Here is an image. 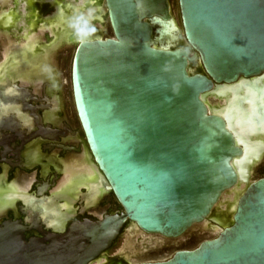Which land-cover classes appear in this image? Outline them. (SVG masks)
I'll use <instances>...</instances> for the list:
<instances>
[{
	"label": "water",
	"instance_id": "water-1",
	"mask_svg": "<svg viewBox=\"0 0 264 264\" xmlns=\"http://www.w3.org/2000/svg\"><path fill=\"white\" fill-rule=\"evenodd\" d=\"M177 3L180 26L168 0H102L111 35L71 41L84 144L121 212L75 223L49 245L27 242L19 226L0 228V264H100L104 254L95 258L126 220L169 239L204 221L219 225L213 210L240 182L226 226L167 259L137 264H264V176L250 181L253 163L242 174L233 165L251 141L239 143L228 117L203 100L264 72V0ZM244 82L245 104L256 110L248 120L258 126L262 84Z\"/></svg>",
	"mask_w": 264,
	"mask_h": 264
},
{
	"label": "bare ground",
	"instance_id": "bare-ground-1",
	"mask_svg": "<svg viewBox=\"0 0 264 264\" xmlns=\"http://www.w3.org/2000/svg\"><path fill=\"white\" fill-rule=\"evenodd\" d=\"M0 33L8 35L11 33H21L24 41L21 45H17L12 41L8 44L4 57L0 61V84L9 86V81H21L19 86L26 84L47 83V92L52 95L43 117L44 122L56 124L58 121L56 112L59 108V102L55 92L58 89V81L56 72L48 65L51 59V51L64 46L71 45V41H77L75 30L72 27L73 20L80 16H88L91 13L90 24L94 28V32L88 38H101L104 34L106 26V9L102 4V0H0ZM49 29L52 35L49 39L42 41L40 39V31ZM243 80L239 85H222L216 89L214 94L204 95L203 100L211 111H216L222 116H227L228 121L233 126L235 137L239 143L246 141L244 144L247 149L243 157L233 161L234 167L242 174L248 170L247 168L261 157L264 152V123L255 125L249 123L250 116L256 113L252 104H245L250 101V86ZM261 83V89L264 93L263 79L252 80ZM6 83V84H5ZM258 83V84H259ZM8 93L18 92L10 84ZM211 97L216 100H222L221 106L211 104ZM239 107V108H238ZM6 110V109H5ZM14 112L20 115L18 108H12ZM4 112V109L1 112ZM0 113V131H3L5 125L3 123L4 115ZM244 115V116H243ZM256 115V114H255ZM242 119H247L242 120ZM21 124L24 130L30 131L34 127V122L28 114H21ZM42 122V120H41ZM39 123V122H38ZM15 136L21 137L24 141H31L35 137L33 133L24 134L22 129L14 128ZM57 131H51L47 134L48 139L55 137ZM46 134V133H44ZM39 139H34L27 145L23 155L31 158L28 163L32 164L41 161L40 157H45L39 152L34 154L33 150L38 147ZM249 146V148H248ZM34 158V159H33ZM55 161V156L47 157V161L43 163L44 171L48 165ZM62 166H57L62 170L63 176L57 186L51 190V195L47 198L35 200L28 194L30 181L19 183L14 181H6L5 174L0 176V213L13 207L18 199H21L26 205L25 211L28 214L27 220L35 223L36 209L40 208L41 219L54 229L63 226L66 219L72 215L74 211V203L82 196L85 201V208L96 204L99 198L108 191L100 177V172L92 162V159L86 150L80 158L72 161H63ZM248 176V175H247ZM247 179V177H246ZM240 184H245L240 182ZM241 185L234 188L233 199L221 198L219 203L213 210L215 221L219 225H211L204 221L200 225L203 233H215L220 230L221 226H226L231 221L232 212ZM85 188L86 190H82ZM83 192V193H82ZM229 193V192H227ZM226 204L225 209H221L220 205ZM49 214V217L44 214ZM51 213V214H50ZM17 224L6 223V231L17 230ZM137 227L133 223H129L127 232L133 234ZM132 249L126 248L115 255H107L104 253L100 264H132L130 257Z\"/></svg>",
	"mask_w": 264,
	"mask_h": 264
},
{
	"label": "flooded vegetation",
	"instance_id": "flooded-vegetation-1",
	"mask_svg": "<svg viewBox=\"0 0 264 264\" xmlns=\"http://www.w3.org/2000/svg\"><path fill=\"white\" fill-rule=\"evenodd\" d=\"M168 3L170 5V0H168ZM106 21L109 26V30L111 31L109 22L107 19ZM47 38L48 36L46 37V40ZM191 65L195 67V63H192ZM196 68L197 70L201 71L200 68ZM69 74L70 71L68 70V75ZM263 74L264 72L259 75L249 77L239 76L238 79L252 81L254 79L262 78ZM262 79L264 82V77ZM9 83L13 85V88L16 89L18 92L8 93L6 90L11 87L10 84H8L9 86L0 84V113L3 109L4 112L7 111V113H1V115L5 116L2 119L5 128L3 131H0V176L5 174L6 181L8 182L15 180L19 183H25L30 181L28 194L31 195V197H33L35 200L47 198L51 195V190L56 187L55 182L57 181L58 176L62 174V170L57 168V166L63 165V162L61 161H65L63 155L66 153H79L80 151L81 153H83L87 150L84 144L83 134L78 121V117L75 111V117L77 119L79 129L73 127L68 121H65L63 119L61 111L62 102L61 94L59 91V83L58 89L55 92L57 98H59V100L56 99L57 102H59V108L56 112L58 119L56 124H53L51 122L46 123L43 121L45 111L47 110V105L51 103L47 96H49V98L52 97V95L47 92L46 82L41 83L40 93L36 92V90L31 87L32 84L19 86L18 83L21 84L20 81H9ZM12 108H18L20 115L14 112ZM23 113L28 114L31 120H33L34 122V127H32L30 131L24 130L25 126L21 124V114ZM14 128L24 130L23 133L25 135L33 133L35 137L31 139V141H24L19 136L11 138L12 134L15 133ZM51 131L57 132L55 133V137L48 139L47 134H50ZM34 139L40 140V143H38V147L33 150L34 154L39 152L41 155H45V157H40L41 161L29 164L28 161L32 159H28L27 155L25 156L23 155V153L27 148V145ZM74 139L75 141H72ZM49 156H55V161L51 162L48 165L47 170L44 171L43 163L47 161V157ZM263 157L264 152L255 164H259V162L262 161ZM261 169H264V161L259 171ZM262 176L264 175H261L260 177ZM102 183L105 185L103 181ZM105 186L108 187L107 185ZM82 190L85 191L86 189L82 188ZM104 192L105 193H103V195L99 198L96 204L88 208H85V201L82 200V196L80 195V197L74 203V211L72 215L66 219L62 227L56 229H54L52 226H48L41 219V215L43 213L41 212L40 208H37L35 211V223L29 222L27 220L28 214L25 211L26 205L21 199H18L13 207L5 210L3 213H0V228H6V223L17 224V227H20V232L27 242H36L41 245H49L52 241L58 240L59 237H61L65 232H67L69 228L75 223L85 221H96L102 219L106 215L120 213L122 208L117 202L111 190L109 189L108 191ZM46 215L49 217V214L45 213V218ZM128 224L129 222L128 220H126L120 228L119 234L113 240L112 244L106 250L101 252V254H99L95 259H97L104 253L109 255V250L114 246L116 240L119 238L121 233L125 229H127ZM142 261H153V259L144 260L140 258L138 262H134L132 264H137Z\"/></svg>",
	"mask_w": 264,
	"mask_h": 264
},
{
	"label": "rangeland",
	"instance_id": "rangeland-1",
	"mask_svg": "<svg viewBox=\"0 0 264 264\" xmlns=\"http://www.w3.org/2000/svg\"><path fill=\"white\" fill-rule=\"evenodd\" d=\"M1 5V4H0ZM170 5L172 8L173 17L177 24L180 26V17H179V10L177 5V0H170ZM40 39L42 41L46 40L47 36H51L52 32L49 29H45L39 32ZM111 31L109 30V26L106 22V27L104 28V36H110ZM13 42L17 45H21L24 41V37L21 33H11L8 35H4L0 33V61H2L4 57V53L6 48L10 42ZM73 51V45L64 46L58 49H53L51 51V59L50 63L48 64L57 75V81L60 85V94H61V102H62V117L65 121H68L73 127L79 129L78 122L75 117V110L71 98V90L69 88V62L71 58V54ZM192 66V65H191ZM21 82V81H20ZM41 84H32L31 87L36 90V92L40 93V86ZM211 104L215 106H221L223 101L216 100L215 98L211 97L210 99ZM72 141H75L72 140ZM66 162L72 161V159L80 158L82 156L81 151L79 153H66L63 155ZM264 161V157L259 164H255L250 169V181L260 177L259 169ZM63 173L58 176L57 181L55 182L56 186L60 179L62 178ZM16 178V177H15ZM243 184H241L240 189H243ZM233 192L223 194L222 198L225 199H233ZM221 209H225L226 204L220 205ZM201 225V224H200ZM200 225H196L192 227L187 233L182 235L181 237L169 239L162 237L160 235H147L146 233L142 232L137 228L133 232V234H129L127 229H125L119 238L116 240L114 246L109 250V255H115L122 251H125L126 248L132 249V256L130 257L131 262H138L141 259L144 260H154V259H167L171 256L174 250L177 248L184 246V247H194L197 242L202 238L203 235H210L209 233H204L199 231ZM154 255V256H152Z\"/></svg>",
	"mask_w": 264,
	"mask_h": 264
},
{
	"label": "clouds",
	"instance_id": "clouds-1",
	"mask_svg": "<svg viewBox=\"0 0 264 264\" xmlns=\"http://www.w3.org/2000/svg\"><path fill=\"white\" fill-rule=\"evenodd\" d=\"M83 0H81L82 6ZM91 13L88 16L80 15L76 17L72 22V27L75 30L77 40L83 42L86 40L93 32L94 28L90 24Z\"/></svg>",
	"mask_w": 264,
	"mask_h": 264
},
{
	"label": "trees",
	"instance_id": "trees-1",
	"mask_svg": "<svg viewBox=\"0 0 264 264\" xmlns=\"http://www.w3.org/2000/svg\"><path fill=\"white\" fill-rule=\"evenodd\" d=\"M259 173H260L261 175H264V169H261V170L259 171Z\"/></svg>",
	"mask_w": 264,
	"mask_h": 264
}]
</instances>
